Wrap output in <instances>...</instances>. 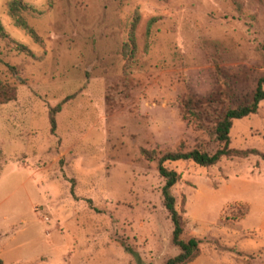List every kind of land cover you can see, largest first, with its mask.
<instances>
[{
  "label": "rangeland",
  "instance_id": "1",
  "mask_svg": "<svg viewBox=\"0 0 264 264\" xmlns=\"http://www.w3.org/2000/svg\"><path fill=\"white\" fill-rule=\"evenodd\" d=\"M11 1L0 0V82L15 89L0 105L1 264H162L177 249L156 159L219 148L213 122L264 77V0H17L36 38ZM228 138L259 155L164 163L179 175L181 239L198 242L187 264H264V96Z\"/></svg>",
  "mask_w": 264,
  "mask_h": 264
},
{
  "label": "trees",
  "instance_id": "2",
  "mask_svg": "<svg viewBox=\"0 0 264 264\" xmlns=\"http://www.w3.org/2000/svg\"><path fill=\"white\" fill-rule=\"evenodd\" d=\"M7 14L13 20L16 27L23 29L31 38H36L33 30L29 28L22 18V14L27 11V6L20 1L13 0L6 5ZM136 25V18L132 20L128 29L126 39L127 59L133 57L135 52L134 29ZM6 35L0 25V39L5 38ZM20 49L23 50L21 46ZM217 72V69L215 68ZM264 77L258 78L254 83V88L250 93V97L244 103L225 109L221 115L213 122L212 135L215 143L219 148L215 149L211 154L199 151L198 149H191L189 151H174L162 154L156 159V172L163 180V185L160 189L161 206L166 213L167 219L171 225L170 243L177 249V254L165 260L162 264H187L193 261L198 255V242L194 238L182 240L183 233L182 222L179 213L175 209V201L171 194L172 187L179 180V175L174 171L167 169L164 163H172L177 161H190L194 165L202 168L212 167L219 162L221 158L238 157L246 158L249 154L259 155L255 151H238L228 148L229 138L228 133L232 122L243 119L250 115H254L258 104L262 101L264 92ZM15 97V89L13 86L0 82V105L6 104ZM189 102L186 103L188 105ZM59 106L52 108L48 115V124L52 130L54 127L53 114L56 113ZM140 155L145 161H152L155 158L153 151L139 150ZM263 158V156L260 155ZM1 264V260H0Z\"/></svg>",
  "mask_w": 264,
  "mask_h": 264
}]
</instances>
